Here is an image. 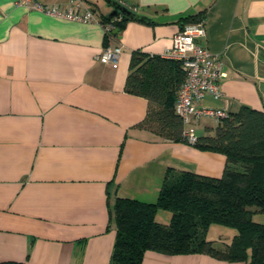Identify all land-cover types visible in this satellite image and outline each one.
I'll use <instances>...</instances> for the list:
<instances>
[{"label": "crops", "instance_id": "crops-1", "mask_svg": "<svg viewBox=\"0 0 264 264\" xmlns=\"http://www.w3.org/2000/svg\"><path fill=\"white\" fill-rule=\"evenodd\" d=\"M119 1L154 23L129 19L110 37L98 0H85L90 22L30 6L69 0H0V262L109 264L115 197L154 201L168 168L221 175L223 154L137 127L148 102L124 89L131 53L163 55L181 17L204 12L198 42L222 63L221 98L196 106L264 110V0ZM106 40L121 46L116 67L97 59ZM216 124L201 115L185 127L198 136ZM170 216L159 209L155 219ZM141 264L245 263L147 250Z\"/></svg>", "mask_w": 264, "mask_h": 264}, {"label": "trees", "instance_id": "trees-1", "mask_svg": "<svg viewBox=\"0 0 264 264\" xmlns=\"http://www.w3.org/2000/svg\"><path fill=\"white\" fill-rule=\"evenodd\" d=\"M204 17V12H199L183 16L178 22L182 28ZM129 19H106L104 15L102 21L112 26L107 36H116ZM107 44L106 40L104 46ZM184 78L177 59L141 50L131 53L124 89L148 102L146 115L137 127L170 141L189 143L183 135L182 118L174 109ZM191 145L223 154L226 163L221 175L168 168L154 201L115 197L111 210L116 234L109 264H141L147 250L207 253L226 261L264 264V222L253 219L255 214H264V110L245 106L227 111L212 134L196 136ZM159 209L170 212L168 223L155 219ZM212 224L231 227L235 232L229 240L213 241L207 238Z\"/></svg>", "mask_w": 264, "mask_h": 264}, {"label": "built area", "instance_id": "built-area-1", "mask_svg": "<svg viewBox=\"0 0 264 264\" xmlns=\"http://www.w3.org/2000/svg\"><path fill=\"white\" fill-rule=\"evenodd\" d=\"M32 8L46 14L62 17L70 20L90 22L95 20L92 9L87 6L85 0H69V5H43L33 2ZM106 27V33L111 29ZM205 36L204 19L197 22L187 23L177 31L172 39V45L163 55L177 59L185 72L174 104L175 112L182 118L184 125L190 119H198L201 115L213 116L219 122L227 115L222 108H198L197 101L205 96L211 95L214 98H221L222 91L219 79L223 75L222 63L215 53L208 50L205 45L198 42V39ZM120 45L103 46L97 59L112 67L117 66ZM183 135L192 144L196 140L193 128L185 127Z\"/></svg>", "mask_w": 264, "mask_h": 264}, {"label": "water", "instance_id": "water-1", "mask_svg": "<svg viewBox=\"0 0 264 264\" xmlns=\"http://www.w3.org/2000/svg\"><path fill=\"white\" fill-rule=\"evenodd\" d=\"M103 4L109 8V12L105 14L106 19H111L113 17L120 16L121 19L125 20L127 18L130 19H141L146 21H154L153 17H149L147 15H143L141 13L136 12L135 10L127 7L119 0H102ZM118 29H115L113 32L116 33Z\"/></svg>", "mask_w": 264, "mask_h": 264}, {"label": "rangeland", "instance_id": "rangeland-1", "mask_svg": "<svg viewBox=\"0 0 264 264\" xmlns=\"http://www.w3.org/2000/svg\"><path fill=\"white\" fill-rule=\"evenodd\" d=\"M98 2L99 3H103L102 0H98ZM195 130H196L197 133L201 132L200 128H198V129L195 128ZM253 219L256 220V221L264 222V214L263 213L255 214L253 216ZM210 227L211 228H210V230L208 232V237L210 239H215V241H225V238L227 236L231 235L232 232H235V229H233L231 227L222 226V225H219V224H212ZM217 227H220V228H217ZM226 231H228L229 233H227ZM216 245H220L221 246V244H219V243L216 244Z\"/></svg>", "mask_w": 264, "mask_h": 264}]
</instances>
